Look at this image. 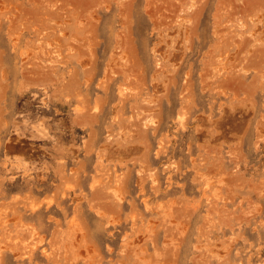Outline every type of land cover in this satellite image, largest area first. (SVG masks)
Returning <instances> with one entry per match:
<instances>
[{
    "label": "rangeland",
    "instance_id": "374dc122",
    "mask_svg": "<svg viewBox=\"0 0 264 264\" xmlns=\"http://www.w3.org/2000/svg\"><path fill=\"white\" fill-rule=\"evenodd\" d=\"M0 264H264V0H0Z\"/></svg>",
    "mask_w": 264,
    "mask_h": 264
},
{
    "label": "water",
    "instance_id": "95a60500",
    "mask_svg": "<svg viewBox=\"0 0 264 264\" xmlns=\"http://www.w3.org/2000/svg\"><path fill=\"white\" fill-rule=\"evenodd\" d=\"M20 146H23V148H25L26 149V147H27V143L24 141V140H13L12 141V143L9 145V151L11 152V153H17V152H21L20 151V149H19V147ZM18 147V148H17Z\"/></svg>",
    "mask_w": 264,
    "mask_h": 264
},
{
    "label": "bare ground",
    "instance_id": "6f19581e",
    "mask_svg": "<svg viewBox=\"0 0 264 264\" xmlns=\"http://www.w3.org/2000/svg\"><path fill=\"white\" fill-rule=\"evenodd\" d=\"M18 147H19V146H18ZM18 147H17V148H18ZM9 148H10V147H9ZM9 148H8V149H9ZM19 149H20L21 152H22L23 150H25V148H23V146H20ZM9 150H10V149H9ZM151 240H152L153 244H156V243H157V238H156V237L152 238Z\"/></svg>",
    "mask_w": 264,
    "mask_h": 264
}]
</instances>
